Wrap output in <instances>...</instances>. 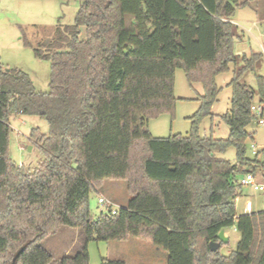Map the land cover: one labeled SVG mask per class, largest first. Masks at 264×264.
I'll return each mask as SVG.
<instances>
[{
	"label": "trees",
	"instance_id": "1",
	"mask_svg": "<svg viewBox=\"0 0 264 264\" xmlns=\"http://www.w3.org/2000/svg\"><path fill=\"white\" fill-rule=\"evenodd\" d=\"M59 1L81 4L74 24L59 22L34 48L51 65L49 91L0 62V264H89L92 241L128 238L165 250L168 264H264V211L238 215L236 207L242 178L264 165L247 155L251 107L264 104V52H233L243 37L233 18L253 0ZM177 69L191 87L202 85L200 105L186 136L157 138L148 125L174 115ZM231 71L230 109L219 117L229 137L202 136L203 121L216 117V79ZM13 114L49 125L48 134L29 136L43 154L35 168L9 158ZM231 148L235 163L219 156ZM106 181L126 182L131 198L94 219L90 195ZM64 227L78 231V242L57 261L42 242ZM232 227L237 249L212 252L210 243L226 245L218 235Z\"/></svg>",
	"mask_w": 264,
	"mask_h": 264
},
{
	"label": "rangeland",
	"instance_id": "2",
	"mask_svg": "<svg viewBox=\"0 0 264 264\" xmlns=\"http://www.w3.org/2000/svg\"><path fill=\"white\" fill-rule=\"evenodd\" d=\"M80 4V1L65 3L59 0H0V62L6 68H16L27 73L37 91L47 93L51 65L47 61L37 59L34 55V48L52 36L53 29L59 22L62 25L74 24ZM233 19L243 36L242 40H235L233 52L247 56L251 53L263 52L264 0L251 1L249 6L238 9ZM85 36V29L82 28V38L84 39ZM26 40L30 46L25 44ZM259 73L264 76V64ZM232 77V71L217 77L216 82L221 88V93L212 107V113L216 117L214 123L211 118L203 121L200 126L202 136L212 135L218 140L229 137V127L219 117L225 115L230 109L232 91L227 85ZM247 82L253 88L257 87L254 74L247 76ZM202 94V85L197 84L191 87L184 71L177 69L175 72L177 103L174 115L163 114L157 119L150 120L148 127L151 134L157 138H168L176 134L186 136L191 126L188 118L197 112L200 105L194 99ZM10 125L12 131L9 158L20 167L24 166L27 169L37 167L43 160V154L38 146L29 140V136L35 129L48 134V123L37 117L13 114ZM248 131L254 135V140L249 141L247 147V155L252 158L253 146L264 148V127L254 120ZM219 156L232 163L236 162V151L233 148ZM259 160H263L262 156ZM101 197L109 200L113 205L111 207L101 205L99 203ZM130 198L126 182L106 181L101 188L96 189L90 195L93 218L97 219L102 213L107 214L110 211H118L120 208L127 207ZM247 201L253 203L255 212L264 210V195L246 187L243 188V196L236 202L238 215L244 213ZM225 234L229 238V243L219 248L218 251L227 256L237 249L241 236L236 227L226 229ZM77 242L78 231L64 227L54 236L46 238L42 242V247L58 261L66 255L73 254ZM88 251L89 264H101L103 259L120 260L126 264H168V253L165 250L156 248L149 241L142 239L92 241L88 246Z\"/></svg>",
	"mask_w": 264,
	"mask_h": 264
},
{
	"label": "built area",
	"instance_id": "3",
	"mask_svg": "<svg viewBox=\"0 0 264 264\" xmlns=\"http://www.w3.org/2000/svg\"><path fill=\"white\" fill-rule=\"evenodd\" d=\"M251 110H252V113L253 115L256 117V121L258 123V125L264 127V117H263V114H264V104L262 103H259L258 101H256L252 107H251ZM252 155H253V158H260V156H262L263 160L260 161L264 164V148L260 149V148H257L256 146H253L252 147ZM262 175H263V178H264V165H262L260 167V170H259ZM241 186L243 188H250L252 189L254 192H258L262 195H264V182H261L258 178L257 175L255 174H248L246 175L245 177L242 178L241 180ZM239 198L236 199V202L238 201ZM99 203L101 205H107V206H112V202H110L109 200L101 197L99 199ZM264 211V210H262ZM113 214L116 213V211H111ZM252 213H257L255 212V207L253 205V203L251 201H247L246 204H245V207H244V213L243 214H252Z\"/></svg>",
	"mask_w": 264,
	"mask_h": 264
},
{
	"label": "water",
	"instance_id": "4",
	"mask_svg": "<svg viewBox=\"0 0 264 264\" xmlns=\"http://www.w3.org/2000/svg\"><path fill=\"white\" fill-rule=\"evenodd\" d=\"M74 167L77 168L76 166H74ZM218 239L223 244H228L229 243V238L226 236L225 231H221L220 232V234L218 235ZM219 248H220V244L219 243H217V242L210 243V250L212 252H217Z\"/></svg>",
	"mask_w": 264,
	"mask_h": 264
},
{
	"label": "crops",
	"instance_id": "5",
	"mask_svg": "<svg viewBox=\"0 0 264 264\" xmlns=\"http://www.w3.org/2000/svg\"><path fill=\"white\" fill-rule=\"evenodd\" d=\"M236 21H234V19H233V23L234 24H236L235 23ZM237 25V24H236ZM238 26V25H237ZM264 52V51H263ZM185 99V98H184ZM197 99V98H196ZM196 99H194V100H196ZM257 176H258V178H259V180L261 181V182H264V178H263V175H262V173L260 172V171H258L257 172Z\"/></svg>",
	"mask_w": 264,
	"mask_h": 264
}]
</instances>
